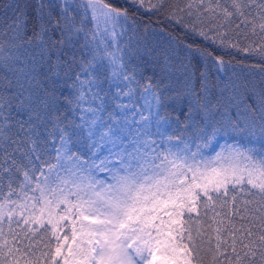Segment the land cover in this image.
<instances>
[{
	"label": "snow or ice",
	"instance_id": "1",
	"mask_svg": "<svg viewBox=\"0 0 264 264\" xmlns=\"http://www.w3.org/2000/svg\"><path fill=\"white\" fill-rule=\"evenodd\" d=\"M125 4L0 3V264H264V0Z\"/></svg>",
	"mask_w": 264,
	"mask_h": 264
},
{
	"label": "trees",
	"instance_id": "2",
	"mask_svg": "<svg viewBox=\"0 0 264 264\" xmlns=\"http://www.w3.org/2000/svg\"><path fill=\"white\" fill-rule=\"evenodd\" d=\"M116 7H126L125 0H109ZM0 3H3V0H0ZM130 13L137 17L139 23V35L135 39L142 38L143 43L146 44L148 48L155 49L156 51H162L169 48V39L170 35L176 39L172 41L173 47L178 45L180 42L189 43L191 38H185L182 31H176L171 26L162 23L156 16L149 18L146 15L141 13H134L130 10ZM147 27V32L144 31ZM133 34V33H132ZM127 39V37H126ZM196 45H194L195 47ZM203 47V45H199ZM178 50V49H177ZM211 50V49H209ZM230 53V54H229ZM155 55V53L153 54ZM214 55H222L225 63V70L218 71L216 68L209 69V77L213 82H216V78L219 77L220 80H227L229 77H248L249 70H251V78L255 81H259V69L254 67L257 64L255 58H245L243 52H237L232 49H226L223 52L217 51ZM146 60H149L145 56ZM163 57L159 58V61L162 62ZM201 70H203V64L200 65ZM145 75L151 76L153 73H159L160 68L155 59H151L149 63L144 66Z\"/></svg>",
	"mask_w": 264,
	"mask_h": 264
},
{
	"label": "rangeland",
	"instance_id": "3",
	"mask_svg": "<svg viewBox=\"0 0 264 264\" xmlns=\"http://www.w3.org/2000/svg\"><path fill=\"white\" fill-rule=\"evenodd\" d=\"M129 35H130V36L133 35L132 32H129ZM125 39H126V37H125ZM143 45H144V43H143ZM224 142H225V141H224L223 139L220 140V143H221V144H223ZM229 142L231 143V141H229ZM217 150H219V149H217Z\"/></svg>",
	"mask_w": 264,
	"mask_h": 264
}]
</instances>
